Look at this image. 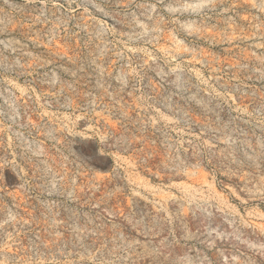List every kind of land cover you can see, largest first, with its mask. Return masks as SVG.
<instances>
[{"label":"rangeland","instance_id":"rangeland-1","mask_svg":"<svg viewBox=\"0 0 264 264\" xmlns=\"http://www.w3.org/2000/svg\"><path fill=\"white\" fill-rule=\"evenodd\" d=\"M0 264H264V0H0Z\"/></svg>","mask_w":264,"mask_h":264}]
</instances>
